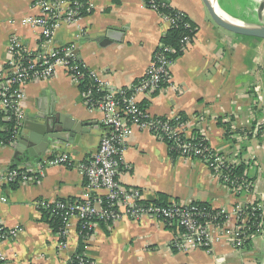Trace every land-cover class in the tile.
Masks as SVG:
<instances>
[{
    "label": "crops",
    "instance_id": "crops-1",
    "mask_svg": "<svg viewBox=\"0 0 264 264\" xmlns=\"http://www.w3.org/2000/svg\"><path fill=\"white\" fill-rule=\"evenodd\" d=\"M33 1L0 0V65L9 60L11 34L27 46L36 47V31L18 25L23 16L37 13ZM260 1L221 0L232 8L239 3L244 6L242 18L247 22H257L251 13ZM82 2L90 10L73 22L63 23L55 31L53 43L73 44L86 68L113 90L139 80L167 32V24L144 7L142 0ZM170 4L185 12L196 30L171 65V84L142 96L140 104L152 116L184 115L189 132L203 125L211 148L247 160L252 152L251 138L259 128L264 130V124H259L262 119L264 123V85L258 84L264 81V39L225 30L212 20L203 0H170ZM255 85L263 101L256 100ZM23 91L28 125L36 116L54 115L67 122L86 123L88 131L50 145L45 154L32 157L27 144L20 141L21 133L28 132L23 125L13 142L0 143V177L10 167L29 172V178L15 188L0 180V197H5L4 201L0 199V221L7 228L21 227L15 237L0 242L3 264H67L80 241L88 264H264V238L239 250L224 238L215 241L211 250H176L171 244L178 230L151 216L137 221L126 218L99 222L84 238L73 219L65 246L60 247L57 232L42 219L34 201L74 200L81 196L84 180L77 165L91 157L99 145L105 132L102 114L96 108H87L79 84L62 68L48 78L27 82ZM199 112L207 117L202 124L195 120ZM226 122L227 126L222 125ZM60 152L70 156L69 166L40 168V161ZM118 181L124 188L141 190L144 201L204 203L223 209L232 224L236 210L246 208L254 199L248 190L233 193L212 175L204 161L171 154L164 140L137 128L128 137Z\"/></svg>",
    "mask_w": 264,
    "mask_h": 264
},
{
    "label": "built area",
    "instance_id": "built-area-1",
    "mask_svg": "<svg viewBox=\"0 0 264 264\" xmlns=\"http://www.w3.org/2000/svg\"><path fill=\"white\" fill-rule=\"evenodd\" d=\"M142 5L158 14L168 28L181 19L184 28H190L187 14L173 8L170 0H142ZM32 6L37 13L23 16L18 20V25L36 31V47L27 46L13 33L8 39L9 60L0 65V132H10L8 141H14L25 119L24 84L48 78L59 68L64 69L76 84L82 81L84 70L95 81V84L81 91V96L87 108H96L101 112V122L105 128L96 151L77 165L84 180L81 196L74 200L38 198L34 201L39 212L48 211L51 217L60 215L62 228L57 231L59 246H65L68 226L73 219L78 222V234L84 238L90 235L94 225L99 222L111 223L126 218L137 221L143 216H151L177 228L178 233L171 244L176 250L194 247L211 250L213 243L221 238L229 242L233 249L239 250L262 237L264 192L262 197L255 195L254 172L257 163L253 158L238 159L236 154L218 152L208 144L203 125H198L197 130L189 132L184 122L170 124V120L178 119V116H152L140 104L142 96L155 93L171 84V65L176 49L160 43L154 50L144 75L129 86L113 90L106 82L98 80L95 72L86 68L78 58L73 44L53 43L55 31L63 23L75 21L89 11L90 6L82 0H34ZM192 37L193 33L180 37V52L185 50ZM254 90L256 100L261 101L259 86L255 85ZM195 120L201 124L207 121L205 112H199ZM133 128L155 134L167 143L170 152L178 156L204 161L212 175L233 193L248 190L254 194V199L246 208L236 210L234 224L225 210L214 209L208 204L142 200L141 190L124 188L118 181L123 152ZM70 161L67 153L60 152L44 158L39 165L40 168L49 165L69 166ZM240 164L245 167L243 174L238 177L235 170ZM28 178L27 169L10 167L0 180L11 184ZM0 199L4 201L5 197ZM20 230L19 226L7 228L0 221V242L15 237ZM0 262H4L2 252ZM67 264H88V261L83 252H75Z\"/></svg>",
    "mask_w": 264,
    "mask_h": 264
},
{
    "label": "water",
    "instance_id": "water-1",
    "mask_svg": "<svg viewBox=\"0 0 264 264\" xmlns=\"http://www.w3.org/2000/svg\"><path fill=\"white\" fill-rule=\"evenodd\" d=\"M203 2L212 20L225 30L242 36L264 39V0L258 3L256 9L257 22H247L230 15L240 20L241 24L226 20L218 13L210 0H203ZM215 2L223 10L218 0H215ZM87 125L83 122H67L56 118L54 115L36 116L29 122V125L27 120L24 119L23 127H26L28 132L21 133L20 141L27 144L29 156L42 155L45 154L50 145L67 142L69 137L77 138L81 133L87 132L88 130L85 128Z\"/></svg>",
    "mask_w": 264,
    "mask_h": 264
},
{
    "label": "trees",
    "instance_id": "trees-1",
    "mask_svg": "<svg viewBox=\"0 0 264 264\" xmlns=\"http://www.w3.org/2000/svg\"><path fill=\"white\" fill-rule=\"evenodd\" d=\"M218 3L220 5V7L225 12H227L229 15H231V16H233L235 18H239L241 20H245L244 18L239 16L235 11L229 9L220 0H218ZM185 19L186 18H184V20ZM182 21H183V19L179 20L176 25L169 27L167 32L165 33V35L161 39V43L162 44L173 46L176 49L175 58L182 54V52H180V48H179L180 47V43H179L180 37L183 34H187V33H193L194 34V32L196 30L195 25L190 20H189L190 28H188V29L184 28V26L182 24ZM84 74L85 75H84L82 81L79 83V88L82 91L88 89V87H90L91 85L95 84V81L89 77L87 71L84 70ZM183 119H184V115L179 114L178 119L170 120V124H177L178 122H183ZM222 125H224V126L226 125L227 126V122L226 123H222ZM10 135H11L10 132H0V141H3V143L7 144L9 142L8 141V137ZM170 153L174 154L172 152H170ZM174 155H177V154H174ZM244 167H245L244 164H240V165L237 166V168L235 170V174L238 177L241 176V174H243ZM16 185H17V183H11L10 187L15 188ZM60 200H63V199H60ZM41 217H42V219H44L45 221H47L50 224V226H51L53 231L57 232V231H59L62 228V221H61V217H60L59 214H55L53 217H51L48 211H43ZM170 228H172L174 230H177V228L175 226H171ZM92 231L89 234H91ZM83 248L84 247H83L82 241H80L76 252L77 253H82L83 252ZM0 264H3V262H0Z\"/></svg>",
    "mask_w": 264,
    "mask_h": 264
},
{
    "label": "rangeland",
    "instance_id": "rangeland-1",
    "mask_svg": "<svg viewBox=\"0 0 264 264\" xmlns=\"http://www.w3.org/2000/svg\"><path fill=\"white\" fill-rule=\"evenodd\" d=\"M223 4L226 5L225 3ZM226 6L229 9L235 11L239 16L245 17L246 12L243 11L244 6L242 7L240 3L237 4L234 8H232L231 5L228 6V4ZM256 9L257 8H255V10H253V12L251 13L254 19H257ZM248 38H253V37H248ZM261 81H259L260 83H258L259 86L261 83L264 85L263 83L264 81L262 82ZM261 104H264V101ZM262 122L263 119L260 121L259 124L261 125L264 124ZM251 140L252 141L250 142V147H251L250 151L252 152L249 158H253L254 162L257 163V166H255V178H254L255 195L256 197L258 195L262 197L263 195L262 193L264 192V130L263 128L262 129L259 128V130L256 132V136L252 137ZM260 238H264V234Z\"/></svg>",
    "mask_w": 264,
    "mask_h": 264
},
{
    "label": "bare ground",
    "instance_id": "bare-ground-1",
    "mask_svg": "<svg viewBox=\"0 0 264 264\" xmlns=\"http://www.w3.org/2000/svg\"><path fill=\"white\" fill-rule=\"evenodd\" d=\"M210 1H211V3L216 7L218 13H220V14H221L226 20L231 21V22H233V23H237V24H241V23H242V22H240V20H237V19L231 17L229 14H227L226 12H224L223 10H221V9L217 6L215 0H210Z\"/></svg>",
    "mask_w": 264,
    "mask_h": 264
}]
</instances>
